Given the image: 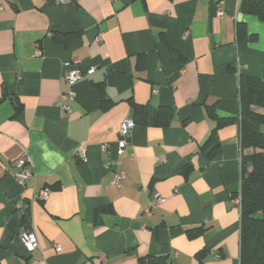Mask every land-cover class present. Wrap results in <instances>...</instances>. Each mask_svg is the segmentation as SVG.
I'll use <instances>...</instances> for the list:
<instances>
[{
    "label": "crops",
    "instance_id": "1",
    "mask_svg": "<svg viewBox=\"0 0 264 264\" xmlns=\"http://www.w3.org/2000/svg\"><path fill=\"white\" fill-rule=\"evenodd\" d=\"M0 5V264H140L147 256L240 264L233 199L251 151L241 142L240 75L264 77V21L241 12V0ZM238 23L257 38L240 43ZM74 60L83 78L63 101ZM133 103L149 122H137L120 163L108 167ZM163 108L172 117L156 125ZM216 112L236 119L218 126ZM26 156L34 175L22 184L15 162ZM118 169L126 172L119 188ZM155 192L165 200L147 215ZM28 232L39 242L34 252L21 238Z\"/></svg>",
    "mask_w": 264,
    "mask_h": 264
},
{
    "label": "trees",
    "instance_id": "2",
    "mask_svg": "<svg viewBox=\"0 0 264 264\" xmlns=\"http://www.w3.org/2000/svg\"><path fill=\"white\" fill-rule=\"evenodd\" d=\"M240 10L246 14L256 15L264 21V0H242ZM256 38V35L248 32L244 23L237 24V39L240 43L247 44ZM56 39L64 40L60 36ZM232 70L236 71L234 67ZM240 98L242 148L244 152L251 149L242 156L240 264H264V114L255 110V107L264 108V77L241 74ZM133 107L132 118L136 124L148 123L146 108L136 103H133ZM172 112L173 110L168 108L158 109L154 115V123L168 124ZM214 116L219 118L218 126L236 119V117L220 118L217 112ZM216 127L212 130L210 140L214 138ZM105 210H111V207ZM140 264H171V262L164 256H147L140 258Z\"/></svg>",
    "mask_w": 264,
    "mask_h": 264
},
{
    "label": "built area",
    "instance_id": "3",
    "mask_svg": "<svg viewBox=\"0 0 264 264\" xmlns=\"http://www.w3.org/2000/svg\"><path fill=\"white\" fill-rule=\"evenodd\" d=\"M64 1H68V0H64ZM242 2V0H241ZM3 6L0 5V12L2 11ZM222 12H219V14H221ZM103 37L102 34L98 37V41H102ZM74 66H70L69 68H67L64 72L63 75V80L65 82V84L67 85L66 90H64L61 93V100H68V101H72L74 99V86L76 85V83L81 80L83 78V71L82 69H80L78 66L79 61L78 60H74V62H72ZM65 108L67 110H71L70 107V103L66 104ZM136 126V122L133 118H126L122 121L121 125H120V129H119V138L116 141V145L114 146V151H115V158L113 160V162H109L107 163L108 167H111L112 165H116L120 163L121 158L123 157V155L125 154L129 143H130V138H131V133L133 128ZM104 150L109 151L112 147V145H110L109 143H106L103 145ZM86 155V149L84 146H79L77 148L76 151V156L78 158H80L81 160L85 158ZM29 161V158L26 157H21L19 158L16 162H15V166L18 167L20 169V171L17 172L16 176L18 177V179L21 181L22 184H26V182L33 177L34 173L32 172V170L26 168V165ZM126 178V172L118 169L114 172V177H113V184L115 186H117L118 188L121 187L123 180ZM50 189L49 188H45L42 189L38 192V194L36 195V197L38 199H42L44 200L48 195H49ZM165 200V198L158 192H155L153 194V202H151L150 206H148L145 210V214L149 215L152 214L154 211V208L156 207L157 204H161L163 201ZM233 202L241 205V194H239L238 196H236L233 199ZM19 207H23V204L19 203L18 204ZM22 241L25 245V247L27 248V250L29 252H34L36 249L39 248V242L38 239L35 235V233L33 232H28L25 233L22 237ZM37 260H35L36 262Z\"/></svg>",
    "mask_w": 264,
    "mask_h": 264
}]
</instances>
